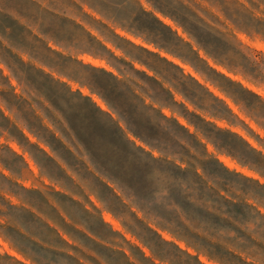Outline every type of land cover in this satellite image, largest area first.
Listing matches in <instances>:
<instances>
[{
  "label": "clouds",
  "instance_id": "clouds-1",
  "mask_svg": "<svg viewBox=\"0 0 264 264\" xmlns=\"http://www.w3.org/2000/svg\"><path fill=\"white\" fill-rule=\"evenodd\" d=\"M0 264H264V0H0Z\"/></svg>",
  "mask_w": 264,
  "mask_h": 264
}]
</instances>
